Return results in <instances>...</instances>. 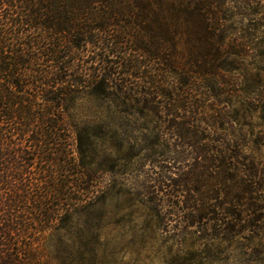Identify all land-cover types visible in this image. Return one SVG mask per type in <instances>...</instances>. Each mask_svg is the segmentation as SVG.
Instances as JSON below:
<instances>
[{
    "label": "trees",
    "instance_id": "trees-1",
    "mask_svg": "<svg viewBox=\"0 0 264 264\" xmlns=\"http://www.w3.org/2000/svg\"><path fill=\"white\" fill-rule=\"evenodd\" d=\"M218 2L0 0V264H73L65 233L106 188L80 130L93 127L94 140L128 124L124 114L153 123L147 152L157 143L162 162L193 161L178 173L159 165L135 193L162 230L175 220L181 233L220 239L263 228V166L244 151L230 111L206 112L194 93L229 52Z\"/></svg>",
    "mask_w": 264,
    "mask_h": 264
},
{
    "label": "rangeland",
    "instance_id": "rangeland-1",
    "mask_svg": "<svg viewBox=\"0 0 264 264\" xmlns=\"http://www.w3.org/2000/svg\"><path fill=\"white\" fill-rule=\"evenodd\" d=\"M217 4L219 14L228 19L223 22L219 41L229 52L219 58L215 77L198 78L194 93L200 95L204 111L216 110L223 115L230 111L244 151L259 161L264 175V0L247 5L240 0H220ZM179 48L185 61L188 50L183 40ZM108 105L111 109L122 107L121 103ZM97 108L87 103L82 106L83 111ZM123 117L128 124L102 128V137L94 140L86 138L92 135L93 127L80 130L83 156L92 160L100 185L106 188L89 206L88 220L82 214L79 226L63 232L67 247L75 255L73 264H264V226L256 234L220 239H200L185 230L181 233L175 228V220L168 230L161 229L160 217L135 193L142 192L141 184L146 185L148 177H157L159 165L178 173L193 161L184 157L175 163L162 162L165 157L158 156L162 148L157 143L151 152L146 150L147 143L154 139L153 123L143 118L134 124L133 117ZM70 140L71 148L77 150L75 132ZM169 140L171 147L178 145L177 141L173 144L174 137ZM148 153L159 161L154 163L157 166L146 160ZM262 184L261 197L264 181ZM168 199L170 204L172 200ZM170 207L166 204L168 212H172ZM166 216L174 217L169 213Z\"/></svg>",
    "mask_w": 264,
    "mask_h": 264
}]
</instances>
